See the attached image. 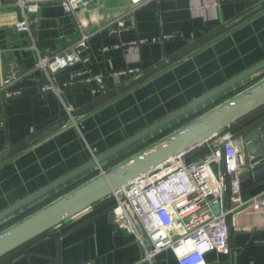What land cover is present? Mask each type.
Instances as JSON below:
<instances>
[{
	"label": "crops",
	"instance_id": "obj_1",
	"mask_svg": "<svg viewBox=\"0 0 264 264\" xmlns=\"http://www.w3.org/2000/svg\"><path fill=\"white\" fill-rule=\"evenodd\" d=\"M257 1L146 0L132 10L128 0H85L76 19L57 4H45L35 14H26L29 31L18 32L16 25L23 17L15 0H0V79L14 76L13 88L20 92L9 100L0 95V214L262 62L264 9L258 11L261 2ZM116 21H125L129 29L111 35ZM82 34L87 41L81 58L88 62L75 69L105 74L110 69L139 67L147 74L140 81L109 79L105 88L112 96L104 102H100L102 95L97 100L86 88H65L70 71L51 77L57 92L43 93L48 81L35 68L39 57L48 59L65 48L76 50ZM174 34L182 36L150 42ZM140 39L149 42L116 48ZM104 47L108 51H102ZM263 75L264 68L101 163L113 161L220 100H229ZM93 169L0 219V227ZM241 192L244 200L258 197L234 214L228 250L206 254V264H264V180ZM103 207H90L3 264H149L134 235L111 221L109 212H101ZM152 264L178 261L166 250Z\"/></svg>",
	"mask_w": 264,
	"mask_h": 264
},
{
	"label": "built area",
	"instance_id": "obj_2",
	"mask_svg": "<svg viewBox=\"0 0 264 264\" xmlns=\"http://www.w3.org/2000/svg\"><path fill=\"white\" fill-rule=\"evenodd\" d=\"M145 1L128 0L132 10ZM45 4H57L66 15L76 19L86 2L15 0L14 5L23 17L16 25V30L28 32L26 14H35ZM126 29L129 28L125 26V21H116L110 34L118 35L120 31ZM181 36L163 35L150 42H168ZM86 41L87 36L82 34L76 50L65 48L48 59L39 57L35 68L42 70L48 81L43 93L52 90L57 92L51 77L63 71H70L63 85L65 88H86L92 96L107 93L105 83L108 79H141L143 71L136 67L110 69L105 74L93 72L88 68L75 69L79 63L87 65L88 60L81 58L82 52L86 49ZM148 42L146 39H140L121 43L116 48H133ZM108 49L104 47L102 51ZM14 81V76L5 80L0 79L2 99L9 100L20 96V92L13 88ZM204 145L208 154L201 161L186 164L179 157L173 158L114 194L116 203L112 210L113 221L118 227L134 235L144 251L143 260L149 264L166 250L174 253L178 264H206L207 253L226 252L234 214L258 197L247 200L242 197L238 179L244 164L241 137H234L229 133L219 134ZM214 205H219L218 215L213 212ZM232 229L240 228L234 226Z\"/></svg>",
	"mask_w": 264,
	"mask_h": 264
},
{
	"label": "water",
	"instance_id": "obj_3",
	"mask_svg": "<svg viewBox=\"0 0 264 264\" xmlns=\"http://www.w3.org/2000/svg\"><path fill=\"white\" fill-rule=\"evenodd\" d=\"M263 68L264 60L216 90L97 157L96 162L93 160L85 167H82L24 201L14 205L0 214V219L59 186L85 169L94 164H98L101 160L137 142L212 98L219 92L253 75ZM261 107H264V79L202 114L191 123L181 127L150 148L128 159L110 171L102 173L100 176L90 180L84 185L55 200L45 208L1 232L0 259L41 236L45 232L81 214L93 205L111 197L140 176L156 169L173 158L184 156L188 152L201 147L213 137L221 134L225 129L233 126ZM240 137L242 138L244 164L239 172L238 179L240 181V189L244 190L252 183L264 180V120ZM212 209L215 215L219 214V205H214ZM108 218L113 221V213L109 212Z\"/></svg>",
	"mask_w": 264,
	"mask_h": 264
},
{
	"label": "trees",
	"instance_id": "obj_4",
	"mask_svg": "<svg viewBox=\"0 0 264 264\" xmlns=\"http://www.w3.org/2000/svg\"><path fill=\"white\" fill-rule=\"evenodd\" d=\"M256 1H257V0H256ZM257 2H258V1H257ZM259 2H261V5H260L258 11H261V10L264 9V1H263V0H260ZM219 34H220V33H218L217 35H219ZM199 42H200V41H199ZM197 43H198V42H197ZM197 46H198V45H197ZM190 49H191V48H190ZM190 49H189V50H190ZM175 59H176V58H175ZM136 68H139V67H136ZM139 69H140L141 71H143L141 68H139ZM93 72H94V71H93ZM146 74H147L146 72H143V75H142L141 79H139L138 81L142 80ZM122 79L130 80V79H126V78H122ZM263 79H264V75L261 76L260 78L255 79L253 82H250V83L248 84V86L242 88V91L248 89L249 87H251V86H253V85L257 84V83H259V82H260L261 80H263ZM108 80H109V79H108ZM108 80H106V82H107ZM242 91H241V92H242ZM99 96H101V95H98L97 97H96V96H93V97H96L97 100H98V97H99ZM111 96H112V94H109V93H108V94H107V93H106V94H102L101 98L99 97L100 100H101L100 102L107 101L108 99L111 98ZM233 96H235V94H234ZM233 96H232V97H233ZM232 97L230 96V98H232ZM230 98H229V99H230ZM223 102H225L224 99H223V100H220L216 105L209 106V107H207L206 109H203V110H202L201 112H199L197 115L192 116V118H188V119L184 120L183 122L179 123L178 125L183 124V126H185V125L191 123L192 121H194L196 118H198V117L201 116L202 114H204V113L210 111L211 109H213L214 107H216V106L222 104ZM263 120H264V107H261V108L257 109L256 111H254L253 113H251L249 116L245 117L244 119H242V120H240L239 122H237L236 124H234L233 126L227 128V129H225L223 132H221L220 135H223V134H225V133H227V132H230V134H231L232 136H234V137H240V136H242L243 134H245L247 131L251 130L254 126H256L259 122H261V121H263ZM178 125H176L174 128H176ZM183 126H182V127H183ZM171 134H173L172 129L165 130V131L162 132L161 134H159V135L155 136L153 139H151V141H149V142L147 143V145H145V146H146V147H147V146H151V145H153V144L159 142L160 140L164 139L165 137H167V136H169V135H171ZM14 150H15V149H14ZM19 150H20V149H19ZM207 154H208V150H207L206 146L203 145V146H201V147H199V148H197V149L191 151V152L188 153L187 155H185V159H184V161H185L186 164L197 163V162L201 161V160H202ZM10 155H11V154H10ZM126 156H127V155H126ZM0 158H1V157H0ZM124 158H125V157H124ZM0 160L2 161V160H3V157H2ZM123 161H124V160L122 159V160L119 161V162H116V163L114 162V163H112V164L107 168V171H108L109 169H111L112 167H114V165H116L117 163L119 164V163H121V162H123ZM126 161H127V160H126ZM118 164H117V165H118ZM94 176H95V175H92V177H90V180H91V179H94V178H93ZM90 180H89V181H90ZM86 183H87V182H86ZM83 185H84V184H83ZM78 187H79V186H75L73 189H70V190L67 191V192L60 193V194H59L58 196H56V197H55V195H54V198H55L54 200L59 199L60 197H62V196H64V195L68 194L69 192L75 190V189L78 188ZM65 190H66V189H65ZM63 191H64V190H63ZM51 201H53V200H50V202H51ZM50 202H48V203H50ZM102 202H103V203H102ZM114 204H115V203H114V200H110V199L107 200V199H106V200H103V201H101V202H99V203L93 205V207H96L97 209H99L100 207L104 206V207H103L104 209H102L101 212H110V211L112 210V208L115 206ZM49 205H50V204H49ZM43 207L45 208V207H46V204H44V203L42 204V203H41V205L39 204V205H37V206L31 208L30 210L24 212V213H23L22 215H20L19 217H16L15 219L10 220L8 223H6V224H4L3 226L0 227V233L3 232V231H5V230H7V229L10 228V227H12L13 225H15V224L21 222L22 220L26 219L27 217L33 215L34 213L38 212L39 210H41V208L43 209ZM63 224H64V223H63ZM51 231H52V230H49V231L45 232L44 234H42L41 236H39V237H37V238H40V237H42V236L48 234V233L51 232ZM37 238H35V239H37ZM35 239H33L32 241H34ZM32 241H30V242H32ZM30 242H28L27 244H25V245H23V246L17 248L16 250L10 252L8 255H6V256H4L3 258H1V259H0V264H3V263L5 262V260H6L8 257H10L11 255H13V254L19 252L20 250H22V249H23L24 247H26ZM209 253H210V252H209ZM207 254H208V253H207Z\"/></svg>",
	"mask_w": 264,
	"mask_h": 264
},
{
	"label": "rangeland",
	"instance_id": "obj_5",
	"mask_svg": "<svg viewBox=\"0 0 264 264\" xmlns=\"http://www.w3.org/2000/svg\"><path fill=\"white\" fill-rule=\"evenodd\" d=\"M190 118H192V117H190ZM197 119V118H196ZM71 122H75L74 120H73V118L71 117ZM178 125V124H177ZM176 126V125H175ZM175 126H172L171 128H169V129H172V131H173V133L174 132H176L178 129H180L182 126H183V124H180V125H178L176 128H174ZM168 129V130H169ZM154 138V137H153ZM153 138H151V139H153ZM151 139H149V140H147V141H145L144 143H142L140 146H137V147H135V148H133V149H131V150H129V152H127L126 154H124V155H122V156H118L117 158H115L113 161H110V162H107V164H102L101 162L103 161V160H101L100 162H98V164H94L93 165V167H94V169H93V171H92V173L91 174H89L87 177H85V178H83L82 180H80V181H78V182H76V183H74V184H72V185H70V186H68L67 188H66V190L64 189V191H61V192H59V193H57L56 195H55V197L56 196H58L60 193H63V192H67V191H69L70 189H73L75 186H82L83 184H85L86 182H89V180H90V177H92V175H95L93 178H96V177H98V176H100L102 173H105V172H108V171H110L111 169H113V168H115V167H117L118 165H120V164H122V163H124L126 160H128V159H130V158H132V157H134V156H136L137 154H139V153H141L142 151H144V150H146V149H148V148H150L151 146H153V145H151V146H145V145H147V143L149 142V141H151ZM163 140V139H162ZM162 140H160V141H162ZM159 141V142H160ZM140 143V142H139ZM158 143V142H157ZM156 144V143H155ZM134 147V146H133ZM197 149V148H196ZM195 150V149H194ZM193 151V150H192ZM191 152V151H190ZM190 152H188V153H190ZM187 153V154H188ZM187 154H185V155H187ZM103 155V154H102ZM127 155V156H126ZM185 155L184 156H182L181 157V160L182 161H184V159H185ZM101 156V155H100ZM125 157V158H124ZM106 159V158H105ZM124 160L123 162H121V163H117L116 165H114V167H112L111 169H109L108 171H107V168L112 164V163H116V162H119V161H121V160ZM95 161L96 162V157L95 158H93V159H91V161L90 162H92V161ZM185 162V161H184ZM97 165H99L98 167H97ZM92 167V166H91ZM90 168V167H89ZM97 169H98V171H97ZM86 170V169H85ZM95 171V172H94ZM83 172V171H82ZM92 180V179H91ZM55 198H54V196H52V197H50V198H48L47 200H45V201H43V202H41L42 204L44 203V204H46V206H48L49 204H51V203H53L55 200H54ZM108 199H110V200H114V203H116V196H114V195H112L111 197H108L107 198V200ZM50 200H53V201H51L50 202ZM106 200V199H105ZM48 202H50V203H48ZM103 203V202H102ZM40 204V203H39ZM41 205V204H40ZM115 205V204H114ZM37 206V205H36ZM115 207V206H114ZM113 207V208H114ZM44 208V207H43ZM113 208H112V210H113ZM42 209V208H41ZM30 210V209H29ZM112 210L110 211L111 213H112ZM28 211V210H27ZM24 213V212H23ZM23 213H21V214H19L18 216H16V217H19L20 215H22ZM15 217V218H16ZM15 218H13V219H15ZM12 219V220H13ZM9 221H7L6 223H8ZM6 223H4V224H6ZM3 224V225H4ZM3 225H1V226H3Z\"/></svg>",
	"mask_w": 264,
	"mask_h": 264
},
{
	"label": "bare ground",
	"instance_id": "obj_6",
	"mask_svg": "<svg viewBox=\"0 0 264 264\" xmlns=\"http://www.w3.org/2000/svg\"><path fill=\"white\" fill-rule=\"evenodd\" d=\"M182 156H180L179 158H181ZM173 160V159H172ZM175 162V161H174Z\"/></svg>",
	"mask_w": 264,
	"mask_h": 264
}]
</instances>
